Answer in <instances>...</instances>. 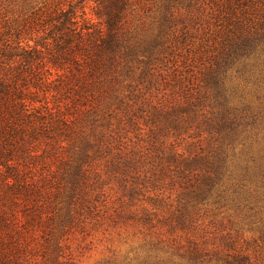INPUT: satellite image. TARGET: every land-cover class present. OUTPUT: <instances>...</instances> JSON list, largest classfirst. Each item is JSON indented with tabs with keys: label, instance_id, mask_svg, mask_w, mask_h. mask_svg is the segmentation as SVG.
<instances>
[{
	"label": "rangeland",
	"instance_id": "rangeland-1",
	"mask_svg": "<svg viewBox=\"0 0 264 264\" xmlns=\"http://www.w3.org/2000/svg\"><path fill=\"white\" fill-rule=\"evenodd\" d=\"M50 2L0 0L1 30ZM244 2L139 0L156 58L111 95L88 89L104 119L86 127L75 204L20 229L12 264H187L194 246L196 264H264V51L216 74L236 26L264 20V0ZM224 155L230 179L199 200L184 176Z\"/></svg>",
	"mask_w": 264,
	"mask_h": 264
},
{
	"label": "trees",
	"instance_id": "trees-1",
	"mask_svg": "<svg viewBox=\"0 0 264 264\" xmlns=\"http://www.w3.org/2000/svg\"><path fill=\"white\" fill-rule=\"evenodd\" d=\"M64 1L32 11L14 38L0 26V264L18 261L20 229L30 220L71 212L81 164L95 145L86 127L104 119L88 89L111 95L134 69L149 70L157 55L161 33L152 34L137 14L139 0ZM89 1L96 21L86 15ZM234 31L217 75L264 51V20ZM45 64L52 78L39 70ZM226 159L213 158L199 174L184 176L199 200L230 179ZM184 253L187 264L203 262L198 246Z\"/></svg>",
	"mask_w": 264,
	"mask_h": 264
}]
</instances>
